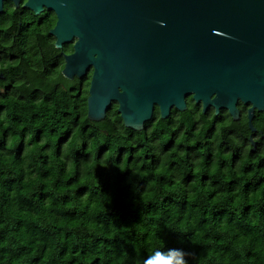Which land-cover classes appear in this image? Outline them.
I'll return each mask as SVG.
<instances>
[{"label": "trees", "instance_id": "16d2710c", "mask_svg": "<svg viewBox=\"0 0 264 264\" xmlns=\"http://www.w3.org/2000/svg\"><path fill=\"white\" fill-rule=\"evenodd\" d=\"M22 40L0 48V264H264V145L250 150L247 106L234 121L189 96L137 131L114 102L92 121L91 74L44 61L58 51L47 30ZM252 124L264 134V111Z\"/></svg>", "mask_w": 264, "mask_h": 264}, {"label": "water", "instance_id": "95a60500", "mask_svg": "<svg viewBox=\"0 0 264 264\" xmlns=\"http://www.w3.org/2000/svg\"><path fill=\"white\" fill-rule=\"evenodd\" d=\"M57 21L49 33L60 48L74 40L61 74L91 70L87 117L105 118L112 103L126 127L140 131L155 106L160 117L184 111L191 96L205 113L238 103L264 110V0H27ZM1 0H0V11ZM2 77V73L0 74ZM252 148L255 142L250 137Z\"/></svg>", "mask_w": 264, "mask_h": 264}, {"label": "flooded vegetation", "instance_id": "af4514ba", "mask_svg": "<svg viewBox=\"0 0 264 264\" xmlns=\"http://www.w3.org/2000/svg\"><path fill=\"white\" fill-rule=\"evenodd\" d=\"M26 2L27 0H1L2 10L0 11V33L1 32L7 33L8 39L6 41H0V48H4V49L8 47L12 49L16 48L14 49L15 52L21 53L23 33L25 30H32V32H35L38 35L40 34L41 31L47 30L49 36L53 38V44H54L55 37L49 33V30L53 28L56 24L57 17H56L55 12L53 10L48 9L45 5H42L41 11L39 13H35V11H33L32 9H30L29 7L25 5ZM73 43H74V40L70 43H64L62 44L60 48H57L54 45V47L57 48L58 51H56L54 48L51 49V51L46 56H44V61H46L47 63L48 62L51 63L56 60L62 59V62L64 65V57L65 55L72 53ZM65 44L71 45V49H68V51H64L62 48ZM88 74H91V70L82 78H78L74 76L70 80L77 79L80 81H84L87 78ZM2 77H3V74H2ZM245 106H247L248 108V105H245ZM258 112H261V111H258ZM245 115L247 118V109H246ZM240 116H241V113H240ZM254 116H255V113H254ZM250 137L255 142L254 151L251 150L252 145H251ZM247 139L249 141L250 150L252 152L256 151L257 146L260 147L264 145V134L262 133L261 130L257 131L256 128L254 132L250 130L249 137H247Z\"/></svg>", "mask_w": 264, "mask_h": 264}]
</instances>
